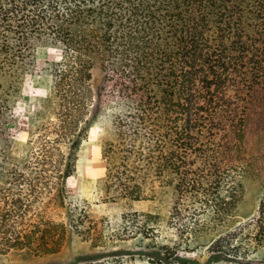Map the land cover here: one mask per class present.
<instances>
[{"label": "trees", "instance_id": "1", "mask_svg": "<svg viewBox=\"0 0 264 264\" xmlns=\"http://www.w3.org/2000/svg\"><path fill=\"white\" fill-rule=\"evenodd\" d=\"M39 54L53 59L38 70ZM36 75L49 95L31 106ZM109 108L103 201L152 209L115 225L67 205L87 128ZM263 109L264 0H0V253L54 256L75 234L87 264H264V192L243 206Z\"/></svg>", "mask_w": 264, "mask_h": 264}, {"label": "rangeland", "instance_id": "2", "mask_svg": "<svg viewBox=\"0 0 264 264\" xmlns=\"http://www.w3.org/2000/svg\"><path fill=\"white\" fill-rule=\"evenodd\" d=\"M52 59L53 55L51 54H39L35 64L36 69L43 68L45 62ZM95 80L96 82L99 81L98 73L95 75ZM25 93L31 97L32 100L29 104L33 106L36 102L49 95L48 81L39 75L30 78L27 82ZM19 111L21 115L27 116L26 110L22 106H20ZM114 116L115 109L109 108L89 124L87 128L88 139L82 146V157L78 164L77 173L68 181L69 197L67 205L73 208L79 207L85 209L94 221L98 223L108 222V225L121 223L120 218L123 214L126 215V219H129L130 217H135L134 213L136 211L139 215L143 214L142 211H152V209L148 208L150 204L135 206L133 209H124L103 201L104 194L101 189V183L107 172V163L104 160L103 153L107 143L114 139ZM19 127V147L23 148L27 142V126L20 123ZM256 127H259L256 121L253 120L249 123L247 141L249 145H252L255 140L257 147L260 149L258 153L264 155V137L263 140L256 138L257 134L254 135L253 133ZM258 139L260 143H257L256 140ZM247 189L248 192L245 195L243 206L253 211L257 208L259 199L264 192V163L260 166V176L256 180L251 181ZM168 195H171V193ZM169 201V199L163 200L164 216L166 215ZM64 213V209L51 207L48 210L46 218L52 219L55 222H63ZM92 254L93 250L89 243L83 241L75 234H70L65 240L62 251L57 255L36 257L21 253H11L9 255L0 253V264H87L91 261ZM187 258L200 264L213 261L208 254L203 253H195L187 256ZM263 259L264 252L255 258V263H260Z\"/></svg>", "mask_w": 264, "mask_h": 264}]
</instances>
